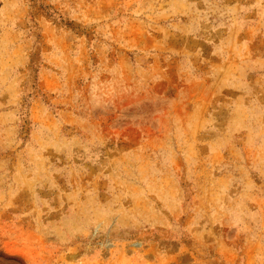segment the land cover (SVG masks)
Instances as JSON below:
<instances>
[{"label":"rangeland","instance_id":"374dc122","mask_svg":"<svg viewBox=\"0 0 264 264\" xmlns=\"http://www.w3.org/2000/svg\"><path fill=\"white\" fill-rule=\"evenodd\" d=\"M0 264H264V0H0Z\"/></svg>","mask_w":264,"mask_h":264}]
</instances>
